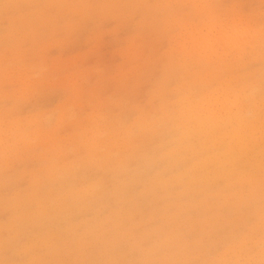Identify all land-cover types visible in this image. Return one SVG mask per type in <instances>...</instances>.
I'll list each match as a JSON object with an SVG mask.
<instances>
[{
    "label": "clouds",
    "instance_id": "obj_1",
    "mask_svg": "<svg viewBox=\"0 0 264 264\" xmlns=\"http://www.w3.org/2000/svg\"><path fill=\"white\" fill-rule=\"evenodd\" d=\"M0 264H264V0H0Z\"/></svg>",
    "mask_w": 264,
    "mask_h": 264
}]
</instances>
